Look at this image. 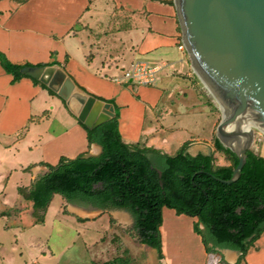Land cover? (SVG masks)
<instances>
[{
  "label": "crops",
  "instance_id": "0c3cea01",
  "mask_svg": "<svg viewBox=\"0 0 264 264\" xmlns=\"http://www.w3.org/2000/svg\"><path fill=\"white\" fill-rule=\"evenodd\" d=\"M180 44L184 45L174 0H0V52L10 62L44 63L42 66L61 70L76 92L114 105L124 143L160 153L165 152L148 139L152 136V130H146L152 125L148 112L164 133L163 143L168 141L167 133L178 129L170 126L175 120L187 123L193 117L194 124L200 125L198 120L202 122L205 115L202 105L195 102L191 61L185 48H178ZM140 56L161 67L157 82L122 84L110 79ZM38 81L28 75L12 81V75L0 64V264H15L18 246L17 238L12 249L5 246L4 235L10 232L16 236V231L23 234L36 224L32 201L20 194L19 188L28 192L48 171L47 165H55L62 156L74 158L88 152L98 156L102 152V147L88 142L76 116L78 103L58 94L61 83L50 88ZM209 129L212 135L211 125ZM194 139H200V145L195 154L188 153L213 154L217 165L230 164L228 155L217 150L211 138L180 140L177 150ZM64 200L61 198L60 209ZM67 206L84 213L107 210L73 202ZM67 212L71 217L77 215ZM161 213L162 264H205L208 252L194 231L197 218L167 207ZM25 214L32 217L26 224L18 217ZM6 219L9 221L4 222ZM24 224L27 227L19 232ZM199 227L204 228L202 224ZM1 231H5L3 236ZM181 237L187 242L184 254L180 251ZM217 253L221 257L218 264H264V231L245 253L230 248L218 249ZM30 264H38L35 254Z\"/></svg>",
  "mask_w": 264,
  "mask_h": 264
},
{
  "label": "trees",
  "instance_id": "16d2710c",
  "mask_svg": "<svg viewBox=\"0 0 264 264\" xmlns=\"http://www.w3.org/2000/svg\"><path fill=\"white\" fill-rule=\"evenodd\" d=\"M0 64L12 75V81L26 76L20 69L31 65L12 63L2 52ZM118 117L116 110L113 118L95 128L79 121L88 142L102 147L98 156H62L57 164L47 165L48 171L28 192L19 188V193L32 201L35 221L43 222L44 214L37 211L44 212L54 194L85 206L127 209L134 217L141 243L156 249L161 258L159 226L161 210L167 207L197 218L194 231L201 236L207 252L230 248L245 253L264 231V157L248 150L239 178L224 184L214 176L229 179L238 160L218 139L215 147L228 155L229 165L215 164L213 154L191 155L186 150L188 142L173 155L126 144L118 130Z\"/></svg>",
  "mask_w": 264,
  "mask_h": 264
},
{
  "label": "water",
  "instance_id": "95a60500",
  "mask_svg": "<svg viewBox=\"0 0 264 264\" xmlns=\"http://www.w3.org/2000/svg\"><path fill=\"white\" fill-rule=\"evenodd\" d=\"M174 2L191 68L222 111L216 127L218 139L238 160L229 179L214 176L230 184L239 178L246 153L255 141L254 129L243 128L244 121L264 133V0ZM20 72L50 88L61 83L58 94L78 103L76 116L87 128H95L116 114L112 103L76 92L61 70L25 65ZM93 155L88 152L82 157Z\"/></svg>",
  "mask_w": 264,
  "mask_h": 264
},
{
  "label": "rangeland",
  "instance_id": "374dc122",
  "mask_svg": "<svg viewBox=\"0 0 264 264\" xmlns=\"http://www.w3.org/2000/svg\"><path fill=\"white\" fill-rule=\"evenodd\" d=\"M135 59H147V57L142 58L140 56ZM158 76L159 73H157L156 82ZM190 80L196 94L195 102L197 101L196 104L202 105L203 114L205 113L202 116L203 124L198 120L200 125H195L193 117H189L187 123L175 120L170 126L178 129L167 133L168 141L163 143L164 133L158 123L153 120L152 114L148 112L149 121L152 123L146 128L147 132L152 130V136L148 137V139L154 147L158 146V149L167 154H173L177 150L180 140L187 141L189 138L202 136L211 138L212 142L218 139L216 127L221 120L222 111L216 100L193 71L190 74ZM158 115L160 117L163 116L160 113ZM159 121L165 124L162 120ZM210 125L212 126V135L209 129ZM252 128L255 131V141L251 150L256 154H264V133L258 128ZM198 140L188 141L187 152L196 153V149L200 145V139ZM214 163L216 164L215 161ZM61 198L64 200L61 195L54 194L51 204L43 217V222L37 223L34 221L36 224L28 226V229L23 234L19 235L16 231V236H14L10 232L5 234V231H1L2 236L5 234V246L9 249H12V241H15V238L18 239V242L15 241L18 245L16 251H14L15 264H30L33 254H35L38 264H102L107 261L115 262V264L163 263L156 249L141 243L135 228L134 217L129 210L123 209L126 213L116 212L115 209L103 210L100 213H84L68 207L67 205L70 202L66 200L61 203L62 207L60 209ZM66 209L75 212L77 215L75 217L67 215ZM58 210H60L59 213ZM42 213L44 214L41 210L37 211L38 215ZM57 214L59 216H56ZM18 217L25 224L27 221H31L32 218L29 214ZM33 218H35L34 215ZM13 220L11 219V222ZM8 221L9 219L4 220V222ZM0 224H3V221ZM25 224L22 225L19 232H22L24 227H27ZM184 242L185 238L181 237L180 251L182 254L188 250L187 242ZM208 254L206 253V258ZM217 256L220 262L221 257L220 255Z\"/></svg>",
  "mask_w": 264,
  "mask_h": 264
},
{
  "label": "built area",
  "instance_id": "2783aa9c",
  "mask_svg": "<svg viewBox=\"0 0 264 264\" xmlns=\"http://www.w3.org/2000/svg\"><path fill=\"white\" fill-rule=\"evenodd\" d=\"M179 49H184L185 46L180 44ZM161 69L160 66L151 64L145 59H135L127 66L122 67L120 73L111 76L110 79L122 84H139V85H152L156 82L157 73ZM205 264H218L219 255L216 252H208Z\"/></svg>",
  "mask_w": 264,
  "mask_h": 264
},
{
  "label": "bare ground",
  "instance_id": "6f19581e",
  "mask_svg": "<svg viewBox=\"0 0 264 264\" xmlns=\"http://www.w3.org/2000/svg\"><path fill=\"white\" fill-rule=\"evenodd\" d=\"M74 101V100H73ZM76 102V101H75ZM251 127H253V123L252 122H250V121H248L247 119L244 121V123H243V128H245V129H249V128H251Z\"/></svg>",
  "mask_w": 264,
  "mask_h": 264
}]
</instances>
